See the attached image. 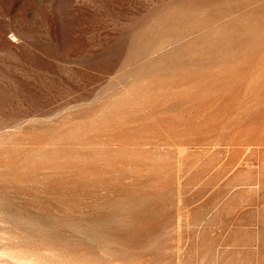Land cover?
Wrapping results in <instances>:
<instances>
[{
    "label": "rangeland",
    "instance_id": "rangeland-1",
    "mask_svg": "<svg viewBox=\"0 0 264 264\" xmlns=\"http://www.w3.org/2000/svg\"><path fill=\"white\" fill-rule=\"evenodd\" d=\"M0 264H264V0H0Z\"/></svg>",
    "mask_w": 264,
    "mask_h": 264
}]
</instances>
